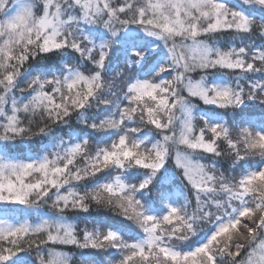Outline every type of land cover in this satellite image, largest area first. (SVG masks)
I'll return each instance as SVG.
<instances>
[{
	"label": "snow or ice",
	"instance_id": "obj_1",
	"mask_svg": "<svg viewBox=\"0 0 264 264\" xmlns=\"http://www.w3.org/2000/svg\"><path fill=\"white\" fill-rule=\"evenodd\" d=\"M101 255L264 264V0H0V264Z\"/></svg>",
	"mask_w": 264,
	"mask_h": 264
},
{
	"label": "trees",
	"instance_id": "obj_2",
	"mask_svg": "<svg viewBox=\"0 0 264 264\" xmlns=\"http://www.w3.org/2000/svg\"><path fill=\"white\" fill-rule=\"evenodd\" d=\"M257 110V109H256ZM256 110H254V111H256ZM257 113L259 112V111H256ZM74 126L75 127H77V128H80V127H82V126H80V125H75L74 124ZM57 131L59 132L60 130L59 129H57ZM38 147V145H36V146H34V148L32 149V151H35L36 150V148ZM23 151H25V153H27L28 151H29V149L28 148H24L23 149ZM229 161H224L223 163H222V167H224V168H228L229 167ZM67 250V249H66ZM74 253L76 252V250H72ZM96 259H99V260H102L103 262H104V264H108V260H109V257H107V256H97L96 257Z\"/></svg>",
	"mask_w": 264,
	"mask_h": 264
},
{
	"label": "rangeland",
	"instance_id": "obj_3",
	"mask_svg": "<svg viewBox=\"0 0 264 264\" xmlns=\"http://www.w3.org/2000/svg\"><path fill=\"white\" fill-rule=\"evenodd\" d=\"M256 111H259V109H257ZM66 250V249H65ZM102 256V255H101Z\"/></svg>",
	"mask_w": 264,
	"mask_h": 264
}]
</instances>
